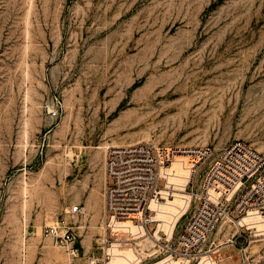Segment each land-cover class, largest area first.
<instances>
[{
  "label": "rangeland",
  "instance_id": "374dc122",
  "mask_svg": "<svg viewBox=\"0 0 264 264\" xmlns=\"http://www.w3.org/2000/svg\"><path fill=\"white\" fill-rule=\"evenodd\" d=\"M235 142L264 157V0H0V264H119L116 244L135 264L166 262L208 184L224 194L214 169ZM139 145L170 159L156 166L157 191L194 196L169 237L156 222L121 243L106 166ZM242 184L224 187L232 202ZM51 229L74 244L46 238ZM235 232L226 220L202 251ZM218 256L242 260L236 246Z\"/></svg>",
  "mask_w": 264,
  "mask_h": 264
},
{
  "label": "built area",
  "instance_id": "2783aa9c",
  "mask_svg": "<svg viewBox=\"0 0 264 264\" xmlns=\"http://www.w3.org/2000/svg\"><path fill=\"white\" fill-rule=\"evenodd\" d=\"M244 158L247 171L245 168H243V172L240 169L239 186L243 185V179L249 183L248 186L232 202V196H229L227 190L219 189V192L224 194L217 197L210 193L211 184H208L206 195L200 197L194 204L193 210L176 236L173 246L167 247L168 259L166 262L177 260L180 261V264H191L196 262L201 254H205L207 257L215 249L220 251L223 246L227 245L236 246L239 249L242 256L240 264H264V251L254 259L247 252L251 242L264 239V157L246 145L235 142L224 153L223 159L227 163L220 165L230 168L233 163L231 161ZM168 161L170 159L164 153L162 157L158 153V160H156L154 152L142 145L114 150L111 153L106 168L116 187L108 190L110 209L114 210V218H116L121 209H127L130 204H133L131 205L134 208L133 211L138 214L130 219V223L134 224L136 234L126 236L130 237L127 239L124 238L125 236L118 235L117 240L121 243L137 239L135 236L139 234L144 235L147 232L148 235L147 226L157 222L153 218L155 212L150 209L151 202L162 203L164 201L165 203L174 192L168 188L167 192H163L167 199L164 200L161 195L162 191H157V186H154L156 166L162 168ZM239 186H228L226 189L228 188L232 192ZM192 196L194 195L188 196L186 208L178 219L186 214ZM78 210L80 211L77 206L71 208L72 213H78ZM245 216L256 219L263 228L249 231L246 226L240 224V220ZM226 220L236 227L234 235L222 245L211 243L208 249L203 252L202 248L207 243L209 235ZM125 231L130 233L127 228ZM171 233L172 231L167 236L169 237ZM45 237L54 239L62 248L73 245L75 241V235L71 231L61 234L56 229H51L45 232ZM169 239H165V242L169 243ZM228 258L233 259V255L229 254ZM220 261L221 258L218 256L214 262L218 264Z\"/></svg>",
  "mask_w": 264,
  "mask_h": 264
},
{
  "label": "bare ground",
  "instance_id": "6f19581e",
  "mask_svg": "<svg viewBox=\"0 0 264 264\" xmlns=\"http://www.w3.org/2000/svg\"><path fill=\"white\" fill-rule=\"evenodd\" d=\"M176 162H178V161H176ZM231 162H233V163H231L230 168L225 167V166H217L214 169V172H216V174L218 175V178H219L217 180L218 181L217 186L219 188H221L222 191H223V189H225L224 187H228V186L237 187V185H240L239 179L241 177V174L239 173V171L241 169L243 172V168H245V170H246L245 158L239 159V160H233ZM194 166L195 165H193V167ZM192 168L190 167L188 172H192L193 171ZM180 169L181 168L179 166L174 167L173 170H174V172L176 170L177 173H175V174L171 173L170 174V176L172 177L171 178L172 181L184 182L183 179H184L185 175H183L180 172ZM167 175H169V174H166V176ZM182 184L183 183H181L180 185L183 186ZM215 189H216V185L210 186V190L215 191ZM178 190H176V191H178ZM161 195L163 196L164 200H167L165 193L162 192ZM188 199H189L188 196L175 194L174 200L171 202L169 200H167L165 203L159 204V202L156 203V201H152L150 204V209L153 212H155L153 218L155 221L162 223L161 225H159L160 226L159 228H162L168 234L170 232V230L173 228V225L176 222V220L178 219V217L185 210ZM134 202H135V200H134ZM131 203H133V202H131ZM131 205H133V204H130L127 209H121L118 212L117 217L114 218V220H113V224H114L113 225V232H114V234L116 233V236L121 235L122 233H119V232H124L126 230V228L128 230H131L132 224L130 223V219L133 216L138 215L133 211L134 208ZM158 218H162L163 220L158 219ZM240 224L242 226H246L249 231L261 230L263 228V226L259 223V221H257L254 218L246 217V216L240 220ZM233 235H234V233L231 236H233ZM145 241H147V240H145ZM255 242H264V239H258ZM146 244H147V242H146ZM222 244H224V242L219 243L218 245H222ZM113 248H114L113 251H115V252H113V256H115L113 259H115L117 261V263H119V264H123V263L135 264L136 261H138L137 258L135 260L133 259L135 257V255H134V252L130 249L129 245H122V244L117 245L116 244L113 246ZM112 249L109 250V252H111ZM218 253H219V251L217 249H215L212 253L209 254V256L203 257V260L201 261L200 264H215L214 261L218 257ZM165 263H167V264H180V261L172 260L170 262H163L162 264H165Z\"/></svg>",
  "mask_w": 264,
  "mask_h": 264
}]
</instances>
